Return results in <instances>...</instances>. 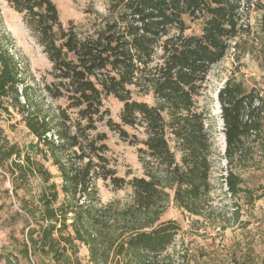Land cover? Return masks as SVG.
<instances>
[{
	"label": "trees",
	"instance_id": "trees-1",
	"mask_svg": "<svg viewBox=\"0 0 264 264\" xmlns=\"http://www.w3.org/2000/svg\"><path fill=\"white\" fill-rule=\"evenodd\" d=\"M5 1L23 15L52 63L47 96L65 100L48 105L33 101L28 85L21 90V62L0 39V168L21 209L18 253L27 261L82 264L79 244H85L98 264H186L170 251L180 223L161 218L171 201L197 216L213 205L216 124L202 103L208 75L243 33L253 34L264 69V11L251 32L243 21L251 0H110L108 14L84 31L72 19L63 23L54 0ZM186 17L202 20L199 34L186 32ZM132 87L151 93L154 103L136 99ZM108 96L122 103L119 121L105 108ZM218 99L230 165L225 184L231 196L251 203L259 195L231 165L252 152V142L264 152V95L229 78ZM13 112L34 136L23 148L2 125ZM99 123L138 146L143 175L118 174ZM100 180L131 187V203H104ZM19 254L7 248L0 259L22 264Z\"/></svg>",
	"mask_w": 264,
	"mask_h": 264
},
{
	"label": "rangeland",
	"instance_id": "rangeland-1",
	"mask_svg": "<svg viewBox=\"0 0 264 264\" xmlns=\"http://www.w3.org/2000/svg\"><path fill=\"white\" fill-rule=\"evenodd\" d=\"M54 1L63 23L67 24L72 19L84 31H92L94 21L109 12L110 0ZM261 4H264V0H251L249 6L245 4L243 7V21L251 26V32L259 29V19L264 11L260 7ZM186 21L189 25L186 31L188 34L201 32L202 20L186 17ZM0 39L4 47L21 62L24 81L19 85L20 89L28 85L31 98L35 102H44L48 105L52 103L53 106L65 104L64 99L53 100L47 96L44 87L53 81L50 73L52 63L34 33L28 28L23 15L16 12L5 0H0ZM258 51L253 34L243 33L231 41L227 55L213 65L209 72L207 91L202 103L206 104L216 124L214 133L216 153L213 157L211 177L214 186L213 205L205 215L197 216L178 208L171 201L161 218L176 219L180 223L181 229L170 251L185 256L186 264H264V152L257 143L252 142V152L243 161L231 165L233 171L243 178V185L253 189L259 196L251 203H248V199L243 194L237 197L231 196L224 179L230 165L224 157V124L217 100L219 89L229 78H236L248 89L255 88L264 95V69ZM132 89L136 99L154 103L151 93L144 95L137 88L132 87ZM21 100L25 101V98L21 97ZM104 105L110 111L111 117L119 121L122 103L114 96H108L104 100ZM3 117L2 125L10 142L23 148L34 139L21 120L20 114L13 112L9 116L5 113ZM98 128L108 134L109 156L118 174L128 177L143 175V168L138 160V146L124 141L117 132L111 131L103 123H99ZM126 128L131 133L141 135L139 130ZM46 165L59 182L56 167L50 162ZM1 173H4V170L0 168V252H6L8 248L19 254L15 243L16 238L23 237L22 220L16 218L15 213L21 209L18 200L11 192L10 181L4 179ZM98 186L104 203L113 202L116 206L123 207L132 201L133 191L129 186L114 189L103 180L98 182ZM7 189L9 191H6ZM3 246L5 249L2 250ZM79 246V258L82 264H98L92 260L87 245L79 244ZM33 261L21 257L22 264H54L48 258L42 262H39L38 258ZM4 263V259H0V264ZM99 264L104 263L101 261ZM110 264H113L112 259Z\"/></svg>",
	"mask_w": 264,
	"mask_h": 264
},
{
	"label": "water",
	"instance_id": "water-1",
	"mask_svg": "<svg viewBox=\"0 0 264 264\" xmlns=\"http://www.w3.org/2000/svg\"><path fill=\"white\" fill-rule=\"evenodd\" d=\"M217 100H218V102H219L218 95H217ZM219 104H220V102H219ZM220 106H221V105H220ZM225 148H226V141H225Z\"/></svg>",
	"mask_w": 264,
	"mask_h": 264
},
{
	"label": "bare ground",
	"instance_id": "bare-ground-1",
	"mask_svg": "<svg viewBox=\"0 0 264 264\" xmlns=\"http://www.w3.org/2000/svg\"><path fill=\"white\" fill-rule=\"evenodd\" d=\"M217 104V103H216ZM218 106V105H217ZM219 112V111H218ZM222 125V121L220 120V126Z\"/></svg>",
	"mask_w": 264,
	"mask_h": 264
}]
</instances>
